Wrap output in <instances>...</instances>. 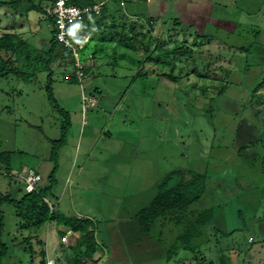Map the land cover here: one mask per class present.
Instances as JSON below:
<instances>
[{
	"label": "rangeland",
	"instance_id": "rangeland-1",
	"mask_svg": "<svg viewBox=\"0 0 264 264\" xmlns=\"http://www.w3.org/2000/svg\"><path fill=\"white\" fill-rule=\"evenodd\" d=\"M117 1L108 0L106 5L119 16L127 13L147 19L160 15L157 5L150 8L147 0H124V5ZM207 1L215 4L214 19L231 21L234 27L209 18L190 23L180 16L175 27L176 2L169 0V12L154 23L153 34L144 40L152 49L155 40L161 43L164 66H157L155 60L160 59L154 53L153 59L141 62L147 54L142 36L139 42L112 44L108 32L109 41L100 43L98 35L95 42L78 49L80 67L88 70L82 80L69 60L54 62L52 91L73 122L58 149L59 169L52 178L53 142L61 138L65 118L48 99V73L31 81L0 79V193L17 200L27 193L20 177L24 168L42 175L40 188L57 183L47 194L55 216L70 225L80 220L93 223L96 256L84 257V264L145 262L133 258V248L145 246L154 257L160 234L170 246L176 233L193 231L199 215L210 218L205 221L207 226L193 232L192 245L200 244L204 255L222 250L228 264L230 258L264 264L260 232H264V129L248 106L253 88L264 78V0ZM32 5L37 11L30 10ZM48 5V0H22L15 9L2 7V31L15 32L48 51L52 38V26L44 14ZM111 25L109 16L106 27ZM135 25L143 29L140 20ZM255 31L260 34L256 36ZM252 43H256L252 51H242ZM174 46H181L185 55H173ZM97 49L95 58H90ZM171 57L177 61L174 74L181 77L176 82L158 75L170 73ZM83 97L93 106L85 112ZM82 128L89 132L83 146L79 144ZM94 133L96 138L91 137ZM179 170L190 183L205 178L194 185L205 187V194L190 207L198 211L196 218L179 221L175 215L181 217L180 213H167L162 223L141 230L132 223L136 211L153 199L169 174ZM2 209L3 240L9 247L3 264H41L42 251L47 253L46 260L71 264L80 231L71 232L58 221L30 229L24 227L26 222L18 218L14 207L3 205ZM225 219L233 227L229 234H225ZM142 236L147 237L146 243L132 242ZM251 239L253 249L242 256ZM148 264L163 263L153 260Z\"/></svg>",
	"mask_w": 264,
	"mask_h": 264
},
{
	"label": "trees",
	"instance_id": "trees-1",
	"mask_svg": "<svg viewBox=\"0 0 264 264\" xmlns=\"http://www.w3.org/2000/svg\"><path fill=\"white\" fill-rule=\"evenodd\" d=\"M22 0H14L13 2L0 1V9L9 5L12 8H16L17 5L21 3ZM56 0H48L49 5L45 7L44 14L46 19L50 22L52 26V38L49 40L50 47L48 51L41 50L38 46L29 43V41L20 38L15 32H3L0 26V79L8 78V77H16L18 79L24 81H31L38 74L43 72L48 73V83L46 85V92L48 95V99L55 105L59 112L64 116L65 120L62 126V136L59 140L53 142V148L51 152L50 160L54 164L52 178L55 172L59 169L58 161H59V152L58 149L61 145L66 142L67 135L71 128V117L68 112L61 109L59 106L53 91H52V83H53V64L56 60H69L71 65L75 67L76 55L73 53L71 49L65 48L62 43H60L56 38V30H55V20L52 16L48 15L47 8L51 7ZM71 3L79 6V7H88L95 5L99 2L103 4V9L99 15L93 13L89 14L85 19V30L90 36L89 42L84 46L87 47L92 42H95L96 38L99 36L100 43L109 41L113 44H123L127 43L128 40L140 41L139 37L142 36L141 45H144V51L147 53L145 59L141 60V62H145L153 59V53L156 54L158 59L155 62L158 64L157 66H164V62L162 61V57L164 54L160 52L161 43L156 41V48L152 49V45L146 43L145 37L147 34H153L154 23L159 20V18L147 17V19H141L140 17L130 18L127 13H123L122 15H118L115 13H119L113 7H108L106 4L108 0H70ZM110 1V0H109ZM117 1V0H116ZM118 2V1H117ZM122 4V3H121ZM30 10H36L35 6L32 5ZM37 11V10H36ZM42 12V11H41ZM111 16L112 25L110 27L107 26V19ZM1 17V16H0ZM175 18V27H178L180 23V19ZM215 18V17H214ZM137 19L141 21L142 30H138L135 22ZM132 24H128L131 22ZM216 23H225L227 26L232 25L231 21H223L220 18L213 19ZM229 23V24H227ZM145 27L147 30L145 31ZM106 32L111 33L110 36H106ZM255 35H259V31L254 32ZM132 35V37H131ZM82 38V37H81ZM48 41V40H47ZM176 40H174L175 42ZM178 41V40H177ZM179 42V41H178ZM175 44V43H174ZM256 43H252L251 45L245 46L242 51H252L253 47ZM135 48V47H134ZM181 46H174L172 50V54L176 55H185L180 51ZM99 49V48H98ZM97 51H93L92 58L94 59ZM157 52V53H156ZM171 52V51H170ZM171 54V53H166ZM192 56V55H191ZM189 56V57H191ZM172 59L169 60L168 65L171 66V62H173V66L170 73H160L157 74L161 76H168L169 79L175 80V82L181 78L180 76H176L174 74L173 68L176 65V62ZM140 62V63H141ZM143 69L138 71L137 76L140 77L144 71ZM86 69V68H85ZM83 69V75H87L88 70ZM158 70V69H157ZM156 70V71H157ZM145 75V74H144ZM66 79V77H65ZM77 79V78H76ZM75 77H68L70 81H76ZM79 80V78H78ZM264 78L263 80L255 85L252 91L251 99L248 102V106L251 108V114L255 118V120L261 122V128L264 129ZM222 92V91H221ZM84 103V102H83ZM91 107L88 105V108ZM86 122V121H85ZM256 140V139H255ZM253 142V141H250ZM243 149V148H241ZM242 151V150H240ZM39 173V172H38ZM178 173L179 175H176ZM181 170L174 171L168 177V179L158 186V190L153 199L143 207L136 216V221L141 230L147 229L149 231L155 224L160 223L161 218H167V213H180L181 217L175 215V218L182 221L184 218H187L189 214L190 207L198 202L202 196L205 194V187L197 185L198 180L204 181V177L200 176L196 178L190 183L188 180L184 179V176L181 175ZM184 179V181H183ZM188 179V178H186ZM190 179V178H189ZM171 180L174 181L173 185H171ZM184 182H189L190 184L185 185ZM57 183L52 182L47 188H40L35 192L24 194L21 199L17 200L11 197L10 195H2L0 193V264H3V260L9 254L8 244L4 242L3 235L5 231V214L2 209L3 205L12 206L15 209V214L18 218L24 220L25 226L30 229H39L43 224L47 222L58 221V224L62 225L65 223V227L69 228L74 232L80 231L81 236L78 239L76 246L73 248L74 250V260L71 261V264H84L82 260L84 257L92 258L95 255L97 250V243L94 238L95 231L92 229L93 223L89 220H80L76 223L69 224L67 222L62 221L60 218L55 216V211L53 210V206L50 204L47 194L50 189L56 186ZM40 186V185H39ZM51 191V190H50ZM207 213V212H206ZM212 214V212H211ZM183 215V216H182ZM202 216L196 219V223H193L194 228L192 230H186L173 244V250L180 249H189L186 244L190 243V238L194 235L193 232L199 230V226L206 225L205 221H207L210 217H205L201 219ZM66 220V219H65ZM160 220V221H159ZM168 219L164 220L166 222ZM175 219L172 220L174 222ZM209 222V221H208ZM207 222V223H208ZM179 223V222H178ZM61 235H64L63 233ZM190 247V246H189ZM43 260L41 264H47V253L42 251Z\"/></svg>",
	"mask_w": 264,
	"mask_h": 264
},
{
	"label": "crops",
	"instance_id": "crops-1",
	"mask_svg": "<svg viewBox=\"0 0 264 264\" xmlns=\"http://www.w3.org/2000/svg\"><path fill=\"white\" fill-rule=\"evenodd\" d=\"M147 2L150 5V8L152 7V5H157L158 9L160 10V15L157 18H160L159 20H161L163 18V16L165 15V13L169 12L170 9V5H169V0H158V1H153V0H147ZM175 6H174V11L176 13V15L180 18H182L183 20H188L190 23H196L195 19L198 18L200 21V18H202L203 21H205V19H210L213 20V7H215L214 2L212 1H207V0H175ZM151 10V9H150ZM130 18H136V15H129ZM176 16V17H177ZM204 26V24H202ZM95 66V65H92ZM72 121V119H71ZM73 122V121H72ZM86 129L82 128L81 131V138H80V145L83 146V144L85 143V140H87L89 137V135H86ZM89 132H87L88 134ZM95 134V133H94ZM93 134V135H94ZM92 138H96L97 135L95 134V136H92ZM145 207V206H144ZM142 209V208H141ZM138 209L134 215L133 218V222L135 225H138L137 221H136V216L138 214V212L141 210ZM189 214L187 217L190 218H196L197 216V210H192L191 208L188 210ZM228 220L225 219V223L224 225L225 227V234H229L232 232V228H229V222H227ZM162 223V222H160ZM164 225V223H163ZM167 225H171V223L167 224ZM207 226V225H206ZM67 228V227H66ZM207 228H210L207 227ZM69 229V228H68ZM234 229H238L240 230L239 227H235ZM70 230V229H69ZM71 231V230H70ZM72 232V231H71ZM263 235V241L264 242V232L260 231ZM74 233H78V232H74ZM222 233V232H221ZM61 234V233H60ZM80 234V233H79ZM173 234V231H172ZM174 234H175V230H174ZM183 233L180 231V233H176L175 235H173V238L171 239V245L168 246L167 243L165 242L166 236H164L163 234H160V237L158 239V241L156 242V247H158L159 251L156 252L154 257L149 256L148 250L145 249V246L143 248H139L140 250H133L131 251L134 256L133 258H137V259H144L146 260L145 262H141V261H137L136 260H132V262L130 261L128 264H136L138 262V264H148L153 262V260H157L162 262L163 264H228V260L225 256V254L223 253L222 250L217 251V254L215 255L213 252L212 253H208V254H203L200 250V247H198L200 244H196V246L192 245V241L195 239L194 236H192L190 238V243L186 244L187 247L189 249H180V250H173V244L175 243V241L182 235ZM245 237H247L248 235L245 234ZM65 238V237H64ZM147 237L146 236H142V237H134L132 239V242H143L146 243L147 241ZM149 242V241H148ZM254 240L251 239L249 240V244L250 247L247 246L245 247V250H243L242 252V256L249 255L250 251L253 249V247H251V245L253 244ZM149 244V243H148ZM146 245V244H144ZM150 245V244H149ZM147 245V248H151V245L149 246ZM190 246V247H189ZM263 248V246H262ZM212 249V248H211ZM188 253L190 252V256L185 255L184 253ZM141 253V254H139ZM96 256V255H95ZM143 257V258H140ZM147 260H149V262H147ZM231 264H250V262H247L246 258L245 259H241L240 262H237L235 260V258H230ZM123 264V263H122ZM125 264H127V262L125 261Z\"/></svg>",
	"mask_w": 264,
	"mask_h": 264
},
{
	"label": "built area",
	"instance_id": "built-area-1",
	"mask_svg": "<svg viewBox=\"0 0 264 264\" xmlns=\"http://www.w3.org/2000/svg\"><path fill=\"white\" fill-rule=\"evenodd\" d=\"M121 3L124 5V0H121ZM102 9L103 4L101 2L83 8L71 3L70 0H56L51 7L47 8L48 15L55 20L57 40L76 55L75 67L78 71L79 80H82L84 75H82L83 69L80 67L81 63L77 57V51L90 40V36L85 30V19L89 14L99 15ZM89 57L92 58V54ZM83 102L84 112L88 109V105L93 107L84 97ZM20 175L25 183L27 193L35 192L43 180L42 175L32 168H24ZM47 264H56V262L47 260Z\"/></svg>",
	"mask_w": 264,
	"mask_h": 264
}]
</instances>
